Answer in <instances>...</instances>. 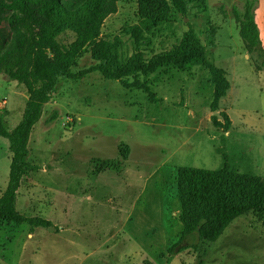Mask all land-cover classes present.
Instances as JSON below:
<instances>
[{"label": "rangeland", "instance_id": "1", "mask_svg": "<svg viewBox=\"0 0 264 264\" xmlns=\"http://www.w3.org/2000/svg\"><path fill=\"white\" fill-rule=\"evenodd\" d=\"M243 1L191 0L187 15L171 9L150 30L146 57L172 50L195 31L206 49L188 69L161 67L119 80L93 71L59 81L29 138L28 160L39 169L24 175L16 198L21 214L52 226L0 219V264L264 262L262 213L236 218L214 243L197 231L183 236L176 184L181 167L264 176V69L255 68L233 17ZM254 13L264 49V0ZM138 20L136 1L126 0L104 22L102 38L120 65L135 54L126 30ZM211 25L213 46L205 36ZM94 64L84 51L72 73ZM216 90L225 91L217 100ZM27 98L23 85L0 76L9 129L21 120ZM9 165L8 140L0 137V195Z\"/></svg>", "mask_w": 264, "mask_h": 264}, {"label": "trees", "instance_id": "2", "mask_svg": "<svg viewBox=\"0 0 264 264\" xmlns=\"http://www.w3.org/2000/svg\"><path fill=\"white\" fill-rule=\"evenodd\" d=\"M122 1L126 0H0V76L23 85L28 94L22 118L14 128L9 129L7 111L0 109V137L8 140L10 151L8 181L0 195V219L31 227L52 226L49 220L21 214L16 209V198L24 175L39 169L28 160L29 138L61 79L97 71L105 78L119 80L147 76L161 67L185 70L203 61L206 47L193 29L184 33L170 51L146 57L143 49L150 30L166 22L171 9L187 15L191 0H135L139 20L126 30L135 54L125 65L114 62L111 44L102 38L101 30ZM256 5L257 0H244L242 7L234 6L232 12L244 49L255 68L262 70L264 49L255 20ZM215 33L214 25L206 29L210 46L214 45ZM87 50L96 64L72 73L77 58ZM211 70L217 75L222 73L214 67ZM224 92L216 90L215 100ZM176 184L183 236L197 231L205 242L214 243L236 218L249 212L264 215V176L234 173L226 168L181 167ZM176 246L172 245L169 253Z\"/></svg>", "mask_w": 264, "mask_h": 264}]
</instances>
